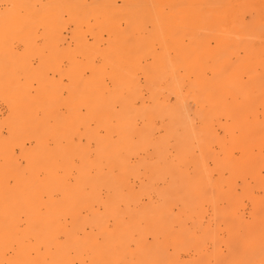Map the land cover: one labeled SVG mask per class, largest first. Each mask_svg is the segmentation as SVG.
I'll return each mask as SVG.
<instances>
[{
    "label": "bare ground",
    "instance_id": "1",
    "mask_svg": "<svg viewBox=\"0 0 264 264\" xmlns=\"http://www.w3.org/2000/svg\"><path fill=\"white\" fill-rule=\"evenodd\" d=\"M0 264H264V0H0Z\"/></svg>",
    "mask_w": 264,
    "mask_h": 264
}]
</instances>
